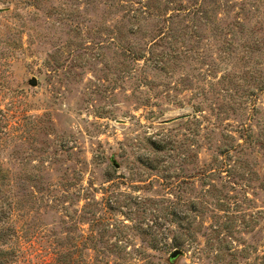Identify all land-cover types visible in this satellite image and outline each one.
Masks as SVG:
<instances>
[{
  "label": "rangeland",
  "instance_id": "rangeland-1",
  "mask_svg": "<svg viewBox=\"0 0 264 264\" xmlns=\"http://www.w3.org/2000/svg\"><path fill=\"white\" fill-rule=\"evenodd\" d=\"M0 169L6 264H264V0H0Z\"/></svg>",
  "mask_w": 264,
  "mask_h": 264
},
{
  "label": "trees",
  "instance_id": "trees-1",
  "mask_svg": "<svg viewBox=\"0 0 264 264\" xmlns=\"http://www.w3.org/2000/svg\"><path fill=\"white\" fill-rule=\"evenodd\" d=\"M4 178V175H2L1 173V169H0V183L2 181V178ZM3 228V224L0 223V233H1V230ZM2 238V236L0 235V239ZM14 251V250H13ZM12 252V251H11ZM9 250H1L0 251V264H6L8 263L7 260H6V257L11 253Z\"/></svg>",
  "mask_w": 264,
  "mask_h": 264
},
{
  "label": "water",
  "instance_id": "water-1",
  "mask_svg": "<svg viewBox=\"0 0 264 264\" xmlns=\"http://www.w3.org/2000/svg\"><path fill=\"white\" fill-rule=\"evenodd\" d=\"M31 84L36 85V84H37V79H36V78H33V79L31 80ZM181 253H182V251L179 250V249H177V250H175V251L172 253L171 257H172V258H177Z\"/></svg>",
  "mask_w": 264,
  "mask_h": 264
}]
</instances>
